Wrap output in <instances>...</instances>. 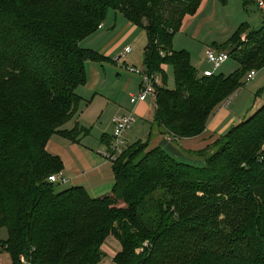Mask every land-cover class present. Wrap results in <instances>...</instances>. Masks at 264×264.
<instances>
[{
  "label": "trees",
  "instance_id": "16d2710c",
  "mask_svg": "<svg viewBox=\"0 0 264 264\" xmlns=\"http://www.w3.org/2000/svg\"><path fill=\"white\" fill-rule=\"evenodd\" d=\"M202 3L0 0V229L8 232L0 249L11 264H21L22 254L33 264H101L110 236L122 248L114 264H264V104L215 144L188 152L204 166L150 145L153 134L176 144L203 134L221 101L264 67V28L248 32L241 51L235 41L245 26L219 45L237 55L231 75L204 76L190 52L174 49L184 20ZM111 10L145 31L143 68L162 73L163 85L149 139L128 145L113 162L112 191L92 198L79 185L58 191L49 177L64 163L47 145L55 134H84L64 126L83 103L77 88L88 80L87 63L107 59L81 42Z\"/></svg>",
  "mask_w": 264,
  "mask_h": 264
},
{
  "label": "crops",
  "instance_id": "0c3cea01",
  "mask_svg": "<svg viewBox=\"0 0 264 264\" xmlns=\"http://www.w3.org/2000/svg\"><path fill=\"white\" fill-rule=\"evenodd\" d=\"M212 1L203 0L197 13L186 17L181 31L184 32L191 29L193 20L197 16L204 14L207 19H210L211 16H206L205 14L209 6H216L215 2ZM132 25L133 27L136 26L129 22L126 28H130ZM194 27L195 33H198L201 29V23ZM89 43H91L92 48L98 50L97 45L92 44L91 41ZM216 47V50L220 49L219 46ZM117 55L119 54L117 53ZM117 55L106 56L107 60L103 62L89 61L86 65L88 80L86 84L77 88L83 103L73 120L64 126L66 130H73L76 125H79L84 130L81 139L73 140L72 137H68L65 134H55L47 145V149L52 154L57 155L64 163L62 176L67 179V182H65L69 184L67 188L78 185L83 186L92 198L107 195V193L112 191L115 183L113 161L105 159L103 155L113 136V117L135 110L138 117L136 125L142 124V131H144L145 135L150 132V122L154 118L155 104L151 99L137 105H132L130 102V96L139 93L142 88L141 76L138 75L137 79H133L124 76L120 71H116L113 75L110 74L111 69L107 64L117 65L118 63H116L115 59ZM192 63L196 67L193 61ZM167 67H165V71H167ZM196 69L199 71L197 67ZM199 73L203 74L201 71ZM254 111H248L244 118L250 116ZM208 125L207 130L203 134L193 136V138H183L179 144H176L165 135L156 134L151 136L150 145L151 147L160 146L177 161L193 166H204L206 163L204 158L196 155L192 156L188 152L205 149L212 144L214 139L219 138L220 135L210 129ZM131 132L130 130L127 134L128 143L133 140V137H136V140L132 144L139 140L147 141L143 140L138 133H134L135 136H132Z\"/></svg>",
  "mask_w": 264,
  "mask_h": 264
},
{
  "label": "rangeland",
  "instance_id": "374dc122",
  "mask_svg": "<svg viewBox=\"0 0 264 264\" xmlns=\"http://www.w3.org/2000/svg\"><path fill=\"white\" fill-rule=\"evenodd\" d=\"M212 1V0H211ZM216 6H209L206 16H211L210 19L203 15L197 16L193 20L192 28L188 31H179L174 38V49L187 50L192 56V61L199 71L204 73L205 69H213V65L208 61L206 56L207 49L211 48L216 50V46L227 43L238 29L242 26L247 27V32L260 30L264 28V8L258 6L256 0H227L223 3L221 0H213ZM208 16V17H209ZM201 23V29L195 33V25ZM129 24L128 20L120 13L111 10L108 17L103 24L104 27L99 31L81 42V46L85 48H92V44L97 45L98 52L105 56H116L122 54L127 46H132V53L127 57V64L129 67L120 64H107L110 67V74L120 71L126 77L137 79V73L131 71L130 68L135 67L139 70L143 69V62L145 60L144 53L147 45V35L145 31L133 25L126 28ZM100 27V26H99ZM241 37L235 41L238 51H241L248 45V36ZM220 48V47H219ZM233 46L231 47V49ZM95 49V48H93ZM230 50H225L228 53ZM218 51V50H216ZM235 51V52H238ZM233 55V54H231ZM117 63V62H116ZM239 66L237 55H233L227 62L222 64L216 73H224L231 75L236 71ZM167 67V66H165ZM251 68H256L253 65ZM166 85L169 88H175L174 72L170 66L167 67ZM162 74V73H156ZM242 86L230 93L223 101L216 107L213 116L210 119L208 127L220 136L212 142L215 144L217 140L232 129L233 126L238 124L244 119L248 111H256L264 104V93L261 91L264 88V67L259 70L255 80L246 81V76L242 80ZM250 113V112H249ZM104 119V118H103ZM131 129V135L134 133L140 134L143 140H148L150 132L147 135L142 131V124L139 123ZM156 135V134H153ZM135 136V135H134ZM168 137V136H167ZM169 138V137H168ZM136 140L133 137L129 143L132 144ZM69 184H59L58 191H63ZM7 229H0V243L7 240ZM106 256L103 258L101 264H114V256L121 251L120 243L114 236H110L102 246ZM0 264H11L12 260L8 253H3L0 249Z\"/></svg>",
  "mask_w": 264,
  "mask_h": 264
},
{
  "label": "built area",
  "instance_id": "2783aa9c",
  "mask_svg": "<svg viewBox=\"0 0 264 264\" xmlns=\"http://www.w3.org/2000/svg\"><path fill=\"white\" fill-rule=\"evenodd\" d=\"M256 3L258 6L264 8V0H256ZM103 26V24L100 25V29ZM244 38L247 35H242ZM133 50L132 46H127L123 53L117 55L115 58L117 63L129 67L127 64V55L131 53ZM162 55H164L163 52H161ZM206 56L208 58V61L213 65V69H205L203 75L204 76H214L217 69L220 68L222 64L227 62L231 55L227 51L219 50L216 51L214 49H207ZM132 72L137 73L142 78V85L141 90L137 94H133L130 96V102L133 105H137L141 102H145L148 99H151L154 104H157V89L162 87L163 85V75L161 74H148L145 72L144 68L142 70H139L135 67L130 68ZM258 70L253 69L249 71V73L246 75V81H252L254 80L258 75ZM138 121V117L136 115L135 110H132L129 113L126 114H119L117 116H114L112 119V125H113V136L111 138V142L108 145V148L106 152L103 154L105 159H108L110 161H115L120 154H122L129 146L127 134L129 133V130L134 126V124ZM264 151V147H263ZM264 154V153H263ZM263 158V157H262ZM50 180L52 182L56 183H65L67 182V179L62 176V173L51 175ZM21 264H33L31 262V258L23 255L20 257ZM2 261L0 260V263Z\"/></svg>",
  "mask_w": 264,
  "mask_h": 264
},
{
  "label": "water",
  "instance_id": "95a60500",
  "mask_svg": "<svg viewBox=\"0 0 264 264\" xmlns=\"http://www.w3.org/2000/svg\"><path fill=\"white\" fill-rule=\"evenodd\" d=\"M146 63V60H145V62H144V64Z\"/></svg>",
  "mask_w": 264,
  "mask_h": 264
}]
</instances>
